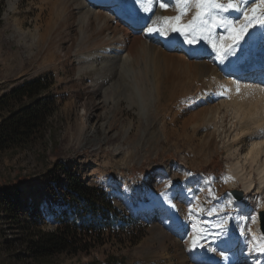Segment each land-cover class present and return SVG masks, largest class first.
I'll return each instance as SVG.
<instances>
[{
  "label": "rangeland",
  "instance_id": "374dc122",
  "mask_svg": "<svg viewBox=\"0 0 264 264\" xmlns=\"http://www.w3.org/2000/svg\"><path fill=\"white\" fill-rule=\"evenodd\" d=\"M253 2L258 0H248L245 7ZM40 5L41 0H19L16 9L7 12L5 0H0V96L22 83L42 79L51 83L45 96L51 95L56 102L45 141L30 149L0 153V264H38L26 252L24 230L7 213L4 193L9 192L10 204L23 211L25 226L36 221L43 230H54L55 217L64 206L51 198L46 185L60 173L59 165L89 187L102 189L120 216L111 230L86 240V249L56 254L45 264H225L220 257L231 251L241 264H251L248 256L258 259L264 245L258 219L264 185H259L254 164L245 159L252 140L234 142L245 126V120L240 121L245 111L239 112L230 102L222 104L221 86L212 74L199 80L194 70L183 69L198 59L181 57L178 40L174 48L158 42L153 53L128 45L124 54L132 52L134 72L120 81L114 95L109 93L117 103L86 115L85 102L92 97L95 76L111 49L97 47L100 55L94 59L95 67L80 72L75 60L84 53H77L78 47L65 55L62 49L67 43L59 40L52 49L55 56L44 53L47 43L40 51L37 39L48 19ZM194 13L191 8L186 19L191 20ZM220 14L243 20L242 12ZM70 24V31L76 32L74 23ZM110 28L121 30L115 24ZM143 28L130 29L131 37L142 40ZM19 31H27V43L35 39L30 56L18 40ZM192 34L194 43L197 36H206L199 30ZM263 39L264 27L249 28L227 55L228 63L238 67L248 51L260 52ZM215 41L212 47L230 43ZM160 49L165 56L157 55ZM242 51L241 60H235ZM98 114L107 116L102 135L93 134ZM208 114L213 116L206 119ZM237 163L244 167V177L252 180L254 190L248 194L235 178ZM229 181L234 184L229 186ZM233 190L242 191V200L231 194ZM228 244L232 250L227 251ZM204 253L209 254L206 263Z\"/></svg>",
  "mask_w": 264,
  "mask_h": 264
},
{
  "label": "bare ground",
  "instance_id": "6f19581e",
  "mask_svg": "<svg viewBox=\"0 0 264 264\" xmlns=\"http://www.w3.org/2000/svg\"><path fill=\"white\" fill-rule=\"evenodd\" d=\"M91 1L92 0H41V5L39 7L41 14L43 15L46 13L48 19L46 20V27H44L45 30L39 34L36 44L38 49L42 51L44 50L42 49L44 43H47L48 46L44 53L53 56H55V53L52 51L53 46L59 40H64L65 43H67V46L62 49L65 51V55L69 54L75 47H78L77 53H84V55L79 56L75 60L78 66L77 72H80L83 68L92 70L95 67L94 59L100 55V49L97 50V47H110L111 52L105 56L106 59L101 64L99 73L95 76L96 83L92 89V97H90L91 99L89 102H85L86 115L87 113L89 116L95 115L94 112L97 109L103 108L105 110L109 104L117 103V100H113L112 95L110 96L109 93L112 94L113 92L114 95V92L119 89L120 81L128 80L132 77L131 74L134 72L130 67L133 61V57H131L133 56L131 55L132 52L130 56L127 55L128 53L124 54L126 48H129L128 45L131 44L133 47L135 46V48L142 50V52L153 53L160 41L163 47L174 48L178 40H181V49L183 52L181 57L185 59L188 57H195L198 59L197 63H192V65L188 63L183 69L194 70L199 80H201L200 78L212 74L221 86V95H219V98L223 99L222 104L227 105L230 102V106L232 104L234 108H238L239 112L242 111L241 109L245 111L243 118H240V121L245 120V126L240 133L237 134L234 142H243L246 139L252 140L251 147L246 153L245 159H250V164H254L259 176V185H264V83L262 84L264 81V39L262 40L260 52L254 53L252 50L248 51L245 54L246 57L244 55L245 58L241 62L242 64L239 65L238 63L239 66L234 67L228 63L229 59L227 55L221 59L216 49L212 47V42L215 40H219L223 44L229 42L227 30L218 28L214 29L211 34L206 32V36H197L198 42H193L192 44L185 42L186 38H196V35L194 36L192 33L185 37L182 35L179 36L176 34L177 32H172L171 30H167L165 35H161L160 32L148 31L150 27L169 28L172 22H166L162 18L178 15L176 0H151L150 5L147 3V0H95L96 5ZM18 2L19 0H5L7 6L6 11L13 12ZM138 3H140V7H137ZM142 3L144 7H150L151 10L145 11L142 7ZM161 3H167L168 7L161 8ZM114 4H116V6H114ZM190 10L191 8H189L188 12ZM127 13L131 14V23L139 24L141 21V24L144 25V30L141 32L143 35L142 40L131 37V34L134 33L133 31L138 29H132L133 31H131L130 28L126 27L124 20H129L126 15ZM218 15L226 18V16H222L220 13H218ZM242 21L243 20L237 21V24H240ZM70 22L74 23L76 32L70 31V26L72 25ZM187 22L188 19H186V15L179 21L181 24H186ZM112 24H115V26L121 30L117 32L111 29L110 25ZM122 31H125L124 33L127 34L124 35L121 33ZM19 32L18 40L23 42L22 46L25 49H28L27 55H25H32L30 49L34 46L33 41H35V39L27 43V31ZM156 52L160 57L162 54L164 55L161 49ZM242 54L243 51L237 52L235 60L239 59L240 61L243 56ZM207 56L210 57L209 60H207L209 58ZM135 57L138 59L137 56ZM205 57H207V59H202ZM171 61L174 62L175 60ZM208 61L211 63H208ZM138 63L140 62L138 61ZM138 68L141 67L139 66ZM143 68H145V66H143ZM254 78H258L261 81H256ZM123 86H127V84L125 83ZM237 88H239V91H237ZM138 98V95H136L135 99L137 100ZM206 99L210 100L211 98L208 96ZM140 114L143 116L144 112L141 111ZM208 115L205 116L206 119L213 116V114ZM95 118L97 119V123L93 126V134L99 133L102 135L104 134L103 121L107 119V116L104 117L98 114ZM88 136L87 138H89ZM245 164L246 162H244V165ZM236 165L238 166L234 168L235 171L238 170V173L235 178L241 180L245 186L244 192L248 194L253 189L251 188L252 180L244 177V167L242 165H239V163ZM161 180L162 179H160V181ZM233 184V181L228 182L229 186ZM260 210L264 211V206L261 207ZM153 213L154 211L151 209V214ZM262 247H264V245ZM232 249L233 247L230 245L227 251ZM231 252L232 253L223 254L220 259H222L225 264H241L236 258V255L233 254L234 251ZM203 255L204 262L206 263L209 254L204 253ZM251 258L252 256H248L251 264H264V252H261L259 258L256 260H252Z\"/></svg>",
  "mask_w": 264,
  "mask_h": 264
},
{
  "label": "trees",
  "instance_id": "16d2710c",
  "mask_svg": "<svg viewBox=\"0 0 264 264\" xmlns=\"http://www.w3.org/2000/svg\"><path fill=\"white\" fill-rule=\"evenodd\" d=\"M2 11L0 7V24ZM50 84L36 79L0 96V153L30 149L45 141L49 120L56 112L55 98L45 96ZM57 168L60 173L46 185L51 198L64 206L55 217L58 225L54 230L45 231L36 221L25 226L23 211L8 201L10 193L3 196L9 217L24 230L28 256L38 264L47 263L56 254H77L86 249V240L111 230L120 216L102 189L89 187L62 165Z\"/></svg>",
  "mask_w": 264,
  "mask_h": 264
},
{
  "label": "snow or ice",
  "instance_id": "6c2138e0",
  "mask_svg": "<svg viewBox=\"0 0 264 264\" xmlns=\"http://www.w3.org/2000/svg\"><path fill=\"white\" fill-rule=\"evenodd\" d=\"M147 3L150 5L151 0H147ZM246 3H248V0H227V3H223L221 0H176L178 15L162 18L166 22H172L169 28L150 27L148 31L160 32L161 35H165L167 30H171L187 37L188 34L194 33L197 30L211 34L217 27L226 29L229 33L228 39L230 43L223 46L213 43V48L217 50L218 56L223 59L224 56L231 54L233 47L244 38L249 28L257 25L264 27V0L253 2L251 7H245ZM142 7L145 11L151 10L150 7H144L143 3ZM160 7L167 8L168 4L161 3ZM189 8L196 9L191 20L186 24L179 23L181 18L187 15ZM229 10L236 11L237 13L242 12L243 22L237 24L235 20H229L218 15V13ZM185 42L192 44L194 40L186 38ZM237 91H239V88H237ZM259 251L264 252V247H261Z\"/></svg>",
  "mask_w": 264,
  "mask_h": 264
},
{
  "label": "water",
  "instance_id": "95a60500",
  "mask_svg": "<svg viewBox=\"0 0 264 264\" xmlns=\"http://www.w3.org/2000/svg\"><path fill=\"white\" fill-rule=\"evenodd\" d=\"M231 194L237 199V200H242L243 195L242 191L239 190H233L231 191ZM259 219V227L262 235L264 236V211H260L258 215Z\"/></svg>",
  "mask_w": 264,
  "mask_h": 264
}]
</instances>
